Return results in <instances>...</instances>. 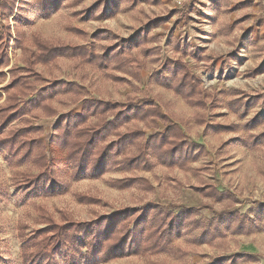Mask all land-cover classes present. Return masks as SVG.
I'll return each mask as SVG.
<instances>
[{
  "label": "trees",
  "instance_id": "16d2710c",
  "mask_svg": "<svg viewBox=\"0 0 264 264\" xmlns=\"http://www.w3.org/2000/svg\"><path fill=\"white\" fill-rule=\"evenodd\" d=\"M83 1L72 0L68 6L75 7ZM118 1L99 0L87 9L74 11L73 15L86 20H103L107 9L110 16L115 14ZM126 1L133 7L149 0ZM65 2L0 0V86L7 82L0 88V102L3 100L0 103V153L14 171L11 184L21 191V202L64 194L72 181L84 177L98 179L113 171L132 175L109 181L111 188L136 189L144 194L151 193L154 187L149 180L134 173L151 172L157 166L197 172L199 169L191 165L207 156L205 147L191 141L182 126L172 121L152 98L105 101L92 96L82 79L80 82L47 79L38 71V68H48L67 59L81 67L107 73L116 84L133 86V82L140 80V71L149 60L157 67L148 85L172 91L192 109L206 110L213 100H209L210 94L203 89L200 78L183 62L162 58L161 47L153 46L157 36L149 33L165 19L144 23L131 38H116L100 52L92 46L54 42L36 33L26 34L24 28L32 22V13L47 18L66 6ZM69 31L80 32L73 27ZM104 36L102 32L93 34L94 39ZM172 43L174 50L180 52L182 41ZM9 50L20 52V65L10 66ZM56 103L79 107V111L59 113ZM256 106H264V92L234 95L227 100L226 108L243 121L242 124L212 123L205 115L197 116L196 124L204 126L206 134L243 130L247 136L234 138L232 143L251 151L264 148V131L250 132L264 122V114L247 119ZM51 118L54 122L48 145L65 151L68 177L66 170L48 157L42 138L44 129L35 124ZM159 122L163 123V129L157 128ZM21 166L26 169L19 170ZM195 192L226 206L214 212L208 204L188 206L149 201L136 207L119 208L109 216L79 221L66 210H58L55 217L45 206L33 203L36 212L33 225L17 224L21 262L104 264L128 257L162 256L173 264H186L198 246H213L228 237L264 232L263 205L252 206L245 214H240L235 208L240 203L230 192L218 191L212 184L199 186ZM75 199L81 204L100 202L83 193L76 194ZM204 209L213 212V218H201L200 211ZM208 264H259V257L240 251L222 254Z\"/></svg>",
  "mask_w": 264,
  "mask_h": 264
},
{
  "label": "rangeland",
  "instance_id": "374dc122",
  "mask_svg": "<svg viewBox=\"0 0 264 264\" xmlns=\"http://www.w3.org/2000/svg\"><path fill=\"white\" fill-rule=\"evenodd\" d=\"M71 1L66 0V6L52 12L47 18L32 13V22L24 28L26 34L36 33L54 42L92 46L100 52L102 47L113 44L116 38H131L144 23L165 19L149 33L157 36L153 46L161 47L162 58L179 60L198 76L213 104H208L206 110L192 109L172 91L155 84L148 85L157 67L149 60H146L140 71V80L133 82V86L116 84L107 77V73L88 66L81 67L67 59L59 60L48 68H38V71L47 79L77 82L82 79L84 87L92 96L105 101L123 102L128 97L152 98L172 121L182 126L191 141L205 147L207 156L191 165L199 169L197 172L157 166L151 172L134 173L153 185V191L149 194L136 189L119 191L111 188L109 181L132 175L113 171L98 179L84 177L72 181L64 194L33 199L23 204L20 200L21 191L14 189L11 184L14 171L8 167L0 153V264H22L17 224L22 222L33 225L36 215L33 203L45 206L55 217L58 210H66L79 221L109 216L119 208L136 207L149 201L188 206L208 204L214 212H219L226 203H215L195 192L199 186L212 184L218 191L230 192L237 197L240 204L235 208L240 214H245L252 206H264V148L251 151L232 143L234 138L247 136L248 133L243 130L206 134L205 127L196 124L199 115H205L208 121L221 125L242 124L243 121L227 110V100L241 93L255 95L264 92V7L261 0H149L133 7L130 1L117 0L115 14L110 16L107 9L105 19L99 21L73 15L74 11L87 9L99 0H84L75 7L68 6ZM10 25L12 28L13 24ZM70 27L80 32H70ZM99 32L105 36L94 39L93 34ZM178 39L182 41L180 52L174 50L172 43ZM8 54L10 66L20 65L19 51L12 53L9 50ZM215 104L216 108L209 109ZM55 106L59 113L79 111V107L58 103ZM256 114H264V106L253 108L247 119ZM53 122L54 118H51L39 120L35 124L44 129L42 138L48 157L60 164L68 177L69 167L64 163L65 151L48 145ZM163 127V123L159 122L157 128ZM262 131L264 122L250 130L254 134ZM25 169V166L19 167V170ZM80 193L96 197L100 202L78 203L75 195ZM213 216V212L207 209L200 211L203 219H211ZM240 251L258 255L259 264H264V232L248 237H228L213 246H198L186 264H208L222 254ZM163 261L165 264L174 263L159 256L128 257L104 264H151Z\"/></svg>",
  "mask_w": 264,
  "mask_h": 264
},
{
  "label": "crops",
  "instance_id": "0c3cea01",
  "mask_svg": "<svg viewBox=\"0 0 264 264\" xmlns=\"http://www.w3.org/2000/svg\"><path fill=\"white\" fill-rule=\"evenodd\" d=\"M261 2H262V6L264 7V0H261Z\"/></svg>",
  "mask_w": 264,
  "mask_h": 264
}]
</instances>
